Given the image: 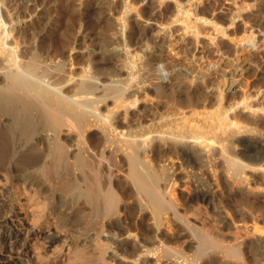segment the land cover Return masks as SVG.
<instances>
[{
  "label": "bare ground",
  "instance_id": "6f19581e",
  "mask_svg": "<svg viewBox=\"0 0 264 264\" xmlns=\"http://www.w3.org/2000/svg\"><path fill=\"white\" fill-rule=\"evenodd\" d=\"M166 1L147 18L133 0H0V264H264L260 55L213 78L178 58L200 21L264 51V0H232L227 27Z\"/></svg>",
  "mask_w": 264,
  "mask_h": 264
},
{
  "label": "rangeland",
  "instance_id": "374dc122",
  "mask_svg": "<svg viewBox=\"0 0 264 264\" xmlns=\"http://www.w3.org/2000/svg\"><path fill=\"white\" fill-rule=\"evenodd\" d=\"M74 1H75L76 4L78 3V0H74ZM133 1H134V4L137 5V8L146 9V11L148 13V14H146L147 18L151 17V15H154L157 12H158L157 13L158 15L162 14L167 4H169L168 5L169 11H173V9H174V5H173L174 3L170 2V1L167 2L166 0L162 4H159L157 2V3H155V5H154V3L152 5H147V4H149V3H147L148 0H133ZM231 2H232V0L231 1L230 0H195V1H192L190 3H187L186 7L189 4L187 8H189V6H190V10H191V8L193 10V8H195V9L197 8L198 9V8H201V7L209 5L210 8H212V12L215 9L214 12H213L214 14H219L221 16V18H223V19L225 18V20L223 21V23L225 24L227 22V20L229 19L230 11L232 10ZM97 7H100V5L99 4H95L94 8H97ZM0 10H1V7H0ZM251 16H253V15L249 16V23L250 22H254V20L252 21L254 16L253 17H251ZM161 17L162 18H158V23H160L161 21H162L161 23H163V24L167 23L166 21L170 22V23L168 22L167 25L165 26V33L166 34H164V35L167 37L165 39V43H164V45H165L164 47L166 48L165 50H167L166 52H168V54L169 53L170 54H173V53L177 54L176 51L180 48V45L184 46V45L181 44L182 42L178 41V38H179V36L182 33L181 30H180V26L178 25V23H174L173 21H170L169 18L167 19L165 17V19H166L165 20V19H163L162 15H161ZM142 21L143 22H147L146 17L144 19H142ZM148 22L150 23L152 21H148ZM236 22H237L236 24H238L240 26V28L243 29V26L240 25V20L236 19ZM198 24H199V26H198V30H199V38H198V40L200 42L195 45L194 44L195 41H194L193 37L186 36L187 40H188V45H187L188 48L187 47L186 48L187 49L190 48V49L188 51H187V49H185L184 52L185 51L186 52L185 53L184 52L180 53V57H178V58H181L179 60L183 64L184 67L191 68V69L194 68L193 70H197L199 68L198 69L199 71H202L204 74H211L210 76H211V78H213L216 74H218L220 72L221 69H226L227 68L226 66L228 64L234 63L237 60V57L238 58L240 57L242 59V58H244L245 55H248L249 53L250 54H254V51H255L254 57H258L260 55V57L255 58V59H259L258 60L259 61L258 62L259 65H262V67H264V51H263V48H260V50L257 51L256 47H252V48L248 47L247 48L246 46H244L243 49L245 50V52L244 51L236 52L234 50V48H233V44L231 43V41L229 39V37H231L232 34H233V29H229L228 28V30L227 29L225 30V33H227V34L230 33L229 37L228 36L226 37V34L224 36H222L221 33H220V36H219V33L215 34V32H216V31H214L215 29L213 30L212 28H210L211 26L206 24V23H203V22L200 21V22H198ZM82 26L83 25H81V27ZM158 26H159V24H158ZM225 26L227 27L228 24H225ZM3 27L4 26L1 25L0 26V30ZM245 27L247 28L248 25H245ZM213 32H214V34H213ZM254 32H255V39L258 42L257 44H262L263 43L262 45H264V34H262V33H258L257 34L256 30ZM160 33L162 34L163 32H160ZM169 33H170V35H169ZM210 35H213V36L210 37ZM215 35H216L215 39L212 40L211 38H213ZM186 37H185V40H184V44L187 41ZM212 44H214V45H212ZM215 45H217L221 49H219L218 47H215ZM195 46H196V48H194ZM201 48H203L204 50L201 49ZM226 48L228 49L229 52L228 53L226 52L227 54H225V53L222 54L223 50H225V51L227 50ZM251 52H253V53H251ZM257 53H259V55ZM253 70H255L254 73H251V71L250 72H245L246 74L244 73V76L245 75H249L250 78L248 79L249 80L248 82H254V84L256 85L258 82L256 80L257 77H255L256 76L255 74H262V72H261L260 69H255V66H254ZM263 70H264V68H263ZM171 73H173V71H169L168 74H171ZM212 74H213V76H212ZM250 75H252V76H250ZM181 80L180 79L178 80L180 82H178L176 80L173 81V82H174V84L177 85V84L183 83L184 80L182 78H181ZM241 83L245 84V80L242 79ZM259 83H260V81H259ZM183 85L188 86V85H186L185 81H184ZM257 85H260V84H257ZM227 90H229V89H226V92H227ZM148 91H149V89H148ZM140 105H143V103H140ZM261 177H263V176H261ZM4 188H5L4 180L0 177V195H6ZM213 192L215 194V195L213 194V197H215L213 199L217 200L219 198V196H220V192L216 188H215V190H213ZM218 194H219V196H218ZM216 196H217V199H216ZM261 196L262 197H259V199L262 202H264V194L261 195ZM15 211L19 215L18 218L20 220H22L23 219V215H22L21 211H19V208L17 206L15 207ZM10 253H11V250L9 248H7L6 251L1 253V256L5 257V258H8Z\"/></svg>",
  "mask_w": 264,
  "mask_h": 264
}]
</instances>
